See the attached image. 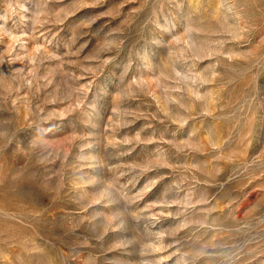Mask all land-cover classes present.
I'll return each instance as SVG.
<instances>
[{
  "label": "rangeland",
  "instance_id": "rangeland-1",
  "mask_svg": "<svg viewBox=\"0 0 264 264\" xmlns=\"http://www.w3.org/2000/svg\"><path fill=\"white\" fill-rule=\"evenodd\" d=\"M0 264H264V0H0Z\"/></svg>",
  "mask_w": 264,
  "mask_h": 264
}]
</instances>
